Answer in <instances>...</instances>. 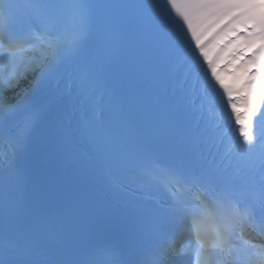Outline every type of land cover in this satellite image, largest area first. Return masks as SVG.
Segmentation results:
<instances>
[{"label": "snow or ice", "instance_id": "1", "mask_svg": "<svg viewBox=\"0 0 264 264\" xmlns=\"http://www.w3.org/2000/svg\"><path fill=\"white\" fill-rule=\"evenodd\" d=\"M183 64L198 67L205 93L230 109L238 176L207 166L185 175L204 135L171 88ZM62 67L107 86L109 118L79 130L86 159L58 116L34 140L44 112L28 98ZM8 123L0 264H173L185 253L188 264H264V243L237 234L258 218L264 240V0H0V125ZM156 156L176 167L158 168ZM154 170L197 184V208L174 197L149 209L120 190L118 177L158 186ZM161 230L181 231L188 248L151 245Z\"/></svg>", "mask_w": 264, "mask_h": 264}, {"label": "bare ground", "instance_id": "2", "mask_svg": "<svg viewBox=\"0 0 264 264\" xmlns=\"http://www.w3.org/2000/svg\"><path fill=\"white\" fill-rule=\"evenodd\" d=\"M23 87V85L21 86V88ZM18 91H21V89H16L15 90V93L18 92ZM9 94H13V93H9Z\"/></svg>", "mask_w": 264, "mask_h": 264}]
</instances>
